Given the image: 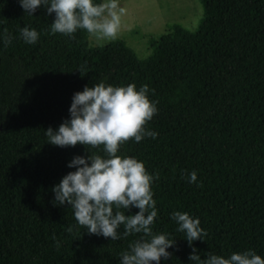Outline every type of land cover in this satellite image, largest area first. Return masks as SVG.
Instances as JSON below:
<instances>
[{
  "label": "trees",
  "instance_id": "obj_1",
  "mask_svg": "<svg viewBox=\"0 0 264 264\" xmlns=\"http://www.w3.org/2000/svg\"><path fill=\"white\" fill-rule=\"evenodd\" d=\"M199 1L194 30L170 25L140 58L120 38L94 45L86 30L51 33L55 13L45 6L29 15L19 0H0V264H121L141 239L124 237L122 225L117 240L90 234L67 202H55L53 187L76 170L74 157L106 153L53 145L45 130L69 121L74 94L100 82L147 84L156 103L145 125L156 138L129 140L117 154L153 176V234L174 240L159 264H198L193 248L201 262L249 249L264 258V0ZM23 27L39 33L35 44L23 41ZM175 211L198 218L207 235L189 245Z\"/></svg>",
  "mask_w": 264,
  "mask_h": 264
},
{
  "label": "clouds",
  "instance_id": "obj_2",
  "mask_svg": "<svg viewBox=\"0 0 264 264\" xmlns=\"http://www.w3.org/2000/svg\"><path fill=\"white\" fill-rule=\"evenodd\" d=\"M19 3L29 15L41 6H45L49 14L54 12L50 29L53 34L72 37L81 29L97 41H112L121 32L123 9L119 0L100 3L95 0H19ZM20 36L27 44H35L39 39V33L28 27L20 29ZM12 39L5 30V46L11 44ZM148 92L147 84L139 90L134 83L112 86L100 82L92 87L85 86L72 98L70 120L61 123L55 132L51 127L45 130L48 142L60 147L77 143L92 148L103 145L106 157L98 154L74 157L68 166H75L76 170L63 176L53 192L55 202L59 205L67 202L74 209L77 223L90 234L117 240L121 225L124 237L141 234V239L130 243L129 250L121 254V264H159L162 257L171 256L167 249L174 244L166 234H153L152 225L157 217L151 187L153 176L142 161L117 154L121 145L129 140L140 142L145 136L155 139L158 135L145 128L157 113L156 103L149 99ZM156 178H159L158 173ZM196 180L197 174L193 171L189 182ZM130 206L139 211L135 215H125L121 209L127 210ZM171 218L179 225L177 230L186 234L189 245L207 235L199 219L187 212L175 211ZM67 231L71 232L72 228ZM189 259L198 264H264V258L251 249L234 252L228 258L210 254L201 262L193 248Z\"/></svg>",
  "mask_w": 264,
  "mask_h": 264
},
{
  "label": "rangeland",
  "instance_id": "obj_3",
  "mask_svg": "<svg viewBox=\"0 0 264 264\" xmlns=\"http://www.w3.org/2000/svg\"><path fill=\"white\" fill-rule=\"evenodd\" d=\"M122 26L118 38L134 49L143 58L151 50V39L168 31L174 23L194 30L202 16L203 6L199 0H119ZM88 41L101 45L108 41H97L88 34Z\"/></svg>",
  "mask_w": 264,
  "mask_h": 264
}]
</instances>
